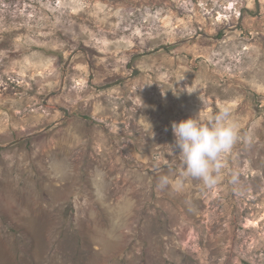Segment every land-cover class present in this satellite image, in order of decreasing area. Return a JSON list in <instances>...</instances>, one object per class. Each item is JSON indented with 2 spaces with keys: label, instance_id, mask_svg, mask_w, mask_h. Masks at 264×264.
I'll return each mask as SVG.
<instances>
[{
  "label": "rangeland",
  "instance_id": "rangeland-1",
  "mask_svg": "<svg viewBox=\"0 0 264 264\" xmlns=\"http://www.w3.org/2000/svg\"><path fill=\"white\" fill-rule=\"evenodd\" d=\"M223 108L239 139L207 187L172 124ZM246 263L264 264V0H0V264Z\"/></svg>",
  "mask_w": 264,
  "mask_h": 264
},
{
  "label": "clouds",
  "instance_id": "clouds-1",
  "mask_svg": "<svg viewBox=\"0 0 264 264\" xmlns=\"http://www.w3.org/2000/svg\"><path fill=\"white\" fill-rule=\"evenodd\" d=\"M175 143L172 146L181 156L184 165L182 175L202 180L207 187L217 183V175L223 167L222 157L239 139L237 125L230 119L227 108L220 109L207 124L194 117L173 122ZM236 177H233L235 181ZM160 187L169 184L167 176H161Z\"/></svg>",
  "mask_w": 264,
  "mask_h": 264
},
{
  "label": "trees",
  "instance_id": "trees-1",
  "mask_svg": "<svg viewBox=\"0 0 264 264\" xmlns=\"http://www.w3.org/2000/svg\"><path fill=\"white\" fill-rule=\"evenodd\" d=\"M246 264H252V263H246Z\"/></svg>",
  "mask_w": 264,
  "mask_h": 264
},
{
  "label": "water",
  "instance_id": "water-1",
  "mask_svg": "<svg viewBox=\"0 0 264 264\" xmlns=\"http://www.w3.org/2000/svg\"><path fill=\"white\" fill-rule=\"evenodd\" d=\"M65 112H67V110H65Z\"/></svg>",
  "mask_w": 264,
  "mask_h": 264
}]
</instances>
